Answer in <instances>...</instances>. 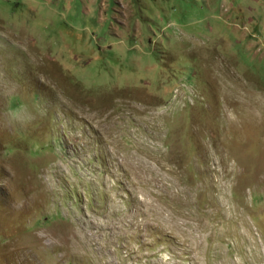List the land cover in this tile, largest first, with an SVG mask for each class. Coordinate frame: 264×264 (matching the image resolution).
Wrapping results in <instances>:
<instances>
[{"label":"rangeland","instance_id":"1","mask_svg":"<svg viewBox=\"0 0 264 264\" xmlns=\"http://www.w3.org/2000/svg\"><path fill=\"white\" fill-rule=\"evenodd\" d=\"M0 264H264V0H0Z\"/></svg>","mask_w":264,"mask_h":264},{"label":"clouds","instance_id":"2","mask_svg":"<svg viewBox=\"0 0 264 264\" xmlns=\"http://www.w3.org/2000/svg\"><path fill=\"white\" fill-rule=\"evenodd\" d=\"M46 104L33 102H18L10 104L0 112V129H11L14 131L28 129L37 119L47 117Z\"/></svg>","mask_w":264,"mask_h":264}]
</instances>
